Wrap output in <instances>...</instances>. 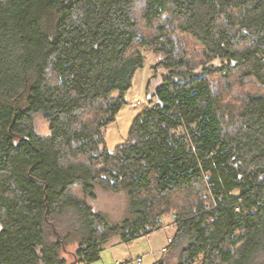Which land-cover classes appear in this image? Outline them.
Listing matches in <instances>:
<instances>
[{"label": "trees", "instance_id": "trees-1", "mask_svg": "<svg viewBox=\"0 0 264 264\" xmlns=\"http://www.w3.org/2000/svg\"><path fill=\"white\" fill-rule=\"evenodd\" d=\"M146 50L162 82L109 150ZM168 212L176 264H264V0H0V264L94 263Z\"/></svg>", "mask_w": 264, "mask_h": 264}, {"label": "rangeland", "instance_id": "rangeland-1", "mask_svg": "<svg viewBox=\"0 0 264 264\" xmlns=\"http://www.w3.org/2000/svg\"><path fill=\"white\" fill-rule=\"evenodd\" d=\"M189 46L191 57L199 62L200 47H196V43L193 41L189 43ZM160 55L162 54L152 50L145 51L146 65L135 75L134 85L127 93L128 103L119 111L116 121L105 128V139L109 150H114L118 144L127 139L134 117L149 105L148 95L152 94L156 86L162 82V76L165 73L164 68L155 70V65L162 61L159 58ZM212 63L219 66L222 62L215 59L210 64ZM217 78L220 79V76ZM45 116L43 113L34 115L36 131L41 135L49 133V122ZM96 193V198H90L89 203L97 213H103L113 222L121 221L128 215L130 205L126 191L113 192L97 184ZM175 219L174 212L166 213L162 217L158 230L150 236H142L132 243L124 242L120 236L112 237L103 245L101 259L93 264H151L154 260L162 257L167 259L168 264H176L181 246L179 244L173 245L177 232ZM168 236L172 237L173 241L168 249L163 251L161 248L167 245L165 243ZM75 248L76 243H72L67 248L68 251L64 252L69 262L73 259ZM138 257H142L140 263L137 260Z\"/></svg>", "mask_w": 264, "mask_h": 264}, {"label": "built area", "instance_id": "built-area-1", "mask_svg": "<svg viewBox=\"0 0 264 264\" xmlns=\"http://www.w3.org/2000/svg\"><path fill=\"white\" fill-rule=\"evenodd\" d=\"M164 57H165V56H163V55H160V56H159L160 60H163ZM145 65H146V63H145ZM143 68H144V67H143ZM172 241H173V238H172V237H169V238H168L167 245L164 246V247H162V250H163V251H166V250L168 249V246L171 244ZM137 260H138V262L140 263V262L142 261V257H138ZM86 264H93V262H92V263L89 262V263H86ZM118 264H121V263H118Z\"/></svg>", "mask_w": 264, "mask_h": 264}, {"label": "crops", "instance_id": "crops-1", "mask_svg": "<svg viewBox=\"0 0 264 264\" xmlns=\"http://www.w3.org/2000/svg\"><path fill=\"white\" fill-rule=\"evenodd\" d=\"M167 227L172 228L171 226H167ZM152 233H153V232H152ZM152 233H151V234H152ZM149 236H150V234H149ZM168 238H169V236H168ZM168 238H167V242H168ZM167 242H166L165 244H167ZM165 244H164V245H165ZM162 247H163V246H162ZM168 247H169V246H168ZM161 249H162V248H161ZM158 259H159V258H158ZM156 260H157V259H156ZM156 260H154V261H156ZM154 261H153V262H154ZM153 262H152V263H153ZM117 263H118V262H117Z\"/></svg>", "mask_w": 264, "mask_h": 264}]
</instances>
